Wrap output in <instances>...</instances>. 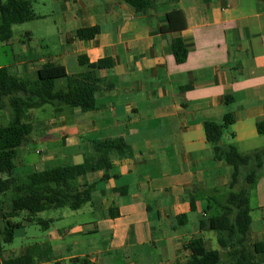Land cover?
Instances as JSON below:
<instances>
[{
    "label": "crops",
    "instance_id": "obj_1",
    "mask_svg": "<svg viewBox=\"0 0 264 264\" xmlns=\"http://www.w3.org/2000/svg\"><path fill=\"white\" fill-rule=\"evenodd\" d=\"M27 1L41 28L26 30L17 46L6 43L19 75L36 80L45 65L64 76L86 73L80 56L89 64L111 61L92 70L101 80L96 110L56 114L45 106L32 113L33 130L20 147H38L33 172L79 165L97 142L119 139L126 147L111 154L110 170L80 180L95 183L84 213L95 219L86 230L50 235L54 264L80 257L90 264H183L189 258L184 246L197 237L206 248L210 241L211 249L212 236L198 228L205 203L197 201L193 213L189 203L194 194L226 186L230 169L213 160L203 123L221 124L229 112L235 122L223 135L226 143L241 153L264 148L255 128L264 120V0H153L145 14L120 0ZM172 11L182 14L184 28L162 34ZM94 27V39L75 38L78 30ZM177 38L187 50L180 65L169 53ZM226 97L232 99L228 106ZM16 159L23 167V153ZM104 173L108 179L100 181ZM255 192L264 221V174ZM180 215H187L183 225L176 222ZM251 226V244L264 245L251 238ZM256 234L264 240V232ZM80 235L98 236L99 242Z\"/></svg>",
    "mask_w": 264,
    "mask_h": 264
},
{
    "label": "trees",
    "instance_id": "obj_2",
    "mask_svg": "<svg viewBox=\"0 0 264 264\" xmlns=\"http://www.w3.org/2000/svg\"><path fill=\"white\" fill-rule=\"evenodd\" d=\"M138 14H145L153 8V0H120ZM35 20L30 2L27 0H0V43H8L13 38L12 28ZM182 14L172 11L167 15V25L160 29L162 34L176 32L184 28ZM99 34V29L84 28L75 33L79 41H90ZM169 53L176 64H183L187 50L180 38L173 39ZM78 64L90 71L82 74L64 76L55 72L53 66L45 65L36 80L12 76L8 68L0 67V109L2 100H7L9 121L0 124V264H38L54 259L51 247L34 244L25 249L18 257L5 259L2 256L3 245L11 244L16 227L9 223L21 213H27L26 223H33L36 215L67 208L79 211L92 202L95 183L82 184L80 180L89 174L106 172L111 168V154L123 152L126 147L122 140L114 139L97 142L92 153L86 155L79 165L53 166L42 172H33L24 176L15 174L17 149L22 141L31 134L32 111L45 106L53 108L56 114L64 110H78L88 113L96 110L95 96L100 90L101 80L94 77L92 70H104L110 59L89 64L85 57H78ZM61 81V83H60ZM231 98H224L228 106ZM231 113L224 114L221 124L203 123L206 142L211 146L214 161L224 163L230 169V183L223 195L197 194L189 203L191 213L195 212V203L203 201L205 209L198 222L200 231L214 232L216 241L225 252V262L220 252L205 247L200 237L190 240L184 249L189 252L188 260L183 264H263L264 245L254 243L249 247L250 226L252 223L249 196L255 190L264 166V148L241 153L234 144L221 145V139L227 128L234 124ZM256 132L264 136V120L255 124ZM233 139L234 135L231 134ZM108 179V175L100 181ZM237 188V189H236ZM8 196L5 203L2 199ZM113 217V216H112ZM187 221V215L176 217L178 225ZM35 223L47 230L52 221L37 219ZM68 264H90L86 257L71 259Z\"/></svg>",
    "mask_w": 264,
    "mask_h": 264
},
{
    "label": "rangeland",
    "instance_id": "obj_3",
    "mask_svg": "<svg viewBox=\"0 0 264 264\" xmlns=\"http://www.w3.org/2000/svg\"><path fill=\"white\" fill-rule=\"evenodd\" d=\"M6 0H2V2L4 3ZM46 5H48V0L45 1ZM53 22V18H50L48 20L47 23H49V26L52 24ZM41 25L40 22H30V23H26L24 25H20V26H14L12 28V32H13V38L10 41V45H14L17 46L18 42L22 41V39L24 40L26 37L24 36L26 30H40ZM38 34H41L40 32H38ZM53 38H56V34H53ZM24 36V37H23ZM23 37V38H22ZM14 54H16V52H13ZM13 54L11 53L10 47H7L6 44L4 43H0V67H10V73L13 76H17V77H22L23 76L19 75V71L15 72V68L16 66H14L15 63V59L12 56ZM27 78V77H26ZM2 104L3 107L0 109V124L3 125H7L8 121H9V113L7 111V100L3 99L2 100ZM47 111H51V107L46 106ZM33 114L38 113L36 110L32 111ZM227 132L230 130H226ZM225 133V132H224ZM227 139L225 138V136L222 137L221 139V145H226L227 143ZM38 149V147L36 145H30V146H24V147H20L18 148L17 152L18 155L22 154L24 155V164L23 167H21V163L20 161H15V165L17 167V169H15V174L18 176H24L27 175L31 172L34 171L33 168L30 167V164L32 162H34L36 159H38V155L35 154V151ZM28 151V152H27ZM26 152V153H25ZM245 154V153H244ZM19 158V157H18ZM225 165V164H224ZM53 165H47V167H45L44 169H48L50 167H52ZM21 167V168H20ZM227 167V166H226ZM42 169V170H44ZM261 173L264 174V168L261 171ZM230 183V180L228 182V184L226 186H216L213 190L210 191H206L204 194H212V195H223L226 191H227V187ZM237 189V188H236ZM256 192L255 190L252 191L250 193L249 196V207L251 209V213H250V217L252 220V233L253 235L251 236V238L253 240H257V241H263L262 237L258 236L256 233L264 232V221L260 220V212H258L256 210V206H257V199H256ZM8 196L4 197L2 200L6 202ZM89 209V206L86 205L84 206L82 209H80L79 211H70L67 208H62V209H58V210H49V211H45L42 212L38 215L35 216V220L33 223H26L25 219H28V215L27 213H21L17 218L14 219H10L9 223H12L13 225H15L16 227L13 228L14 230V238L11 244H7V245H3V252H2V256L5 259H9V258H15L20 256L26 248L34 245V244H44L47 243L49 240L50 235L57 230H65L67 228H72V227H82L84 230H86V228H88V224L92 223L94 221V216H89L87 214H84L85 211ZM97 215V214H96ZM37 219H41L44 221L50 220L52 219V223L49 225L47 230H43L41 228V226L37 225L35 223V221ZM208 235H211L212 237L208 236V238H212L213 239V247L210 248V241L207 242V248L209 250H214V251H220V255H221V259L223 262H225L226 256H225V252L223 250H221L217 244L216 241V234L214 232H207ZM81 240L87 242V243H91V244H95L96 242H99V237H95L93 235H80L79 237ZM255 238V239H254ZM249 247H251V241H248ZM56 257L54 255V259L48 261V262H43V263H38V264H54V260L56 259ZM182 258V254H180L178 256V259L180 260ZM264 262V260H263ZM65 264H68L67 261L65 262ZM115 264H122L120 260H117L115 262ZM264 264V263H263Z\"/></svg>",
    "mask_w": 264,
    "mask_h": 264
}]
</instances>
